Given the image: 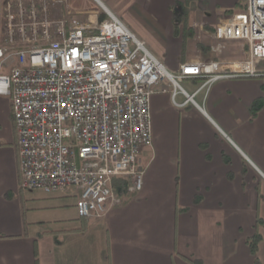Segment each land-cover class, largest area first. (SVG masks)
<instances>
[{
	"label": "crops",
	"instance_id": "0c3cea01",
	"mask_svg": "<svg viewBox=\"0 0 264 264\" xmlns=\"http://www.w3.org/2000/svg\"><path fill=\"white\" fill-rule=\"evenodd\" d=\"M0 0V49L7 3ZM27 1V0H26ZM51 21L97 24L106 8L169 73L194 61H242L247 46L218 42L215 27L246 0H36ZM18 63L10 62L8 75ZM258 69H264L259 62ZM200 79L183 82L192 96ZM264 77L214 83L185 105L167 85L152 98L153 148L139 159L143 190L121 197L103 219H83L80 193L21 185L11 102L0 97V264H264ZM260 220V222H259ZM260 235L258 255L247 244Z\"/></svg>",
	"mask_w": 264,
	"mask_h": 264
},
{
	"label": "built area",
	"instance_id": "2783aa9c",
	"mask_svg": "<svg viewBox=\"0 0 264 264\" xmlns=\"http://www.w3.org/2000/svg\"><path fill=\"white\" fill-rule=\"evenodd\" d=\"M57 4L64 0H54ZM99 25L51 21L36 0L7 3L0 49V97L11 102L18 134L21 185L45 194L80 193L83 219H103L119 203L116 177L143 190L140 155L153 148L152 98L167 85L185 102L216 82L264 77V0H246L242 13L225 15L215 27L218 42L247 46L242 61H194L173 75L134 33L106 8ZM18 65L10 74L3 69ZM200 79L190 96L181 85Z\"/></svg>",
	"mask_w": 264,
	"mask_h": 264
},
{
	"label": "trees",
	"instance_id": "16d2710c",
	"mask_svg": "<svg viewBox=\"0 0 264 264\" xmlns=\"http://www.w3.org/2000/svg\"><path fill=\"white\" fill-rule=\"evenodd\" d=\"M263 108H264V99H261L257 101L251 108L252 119H254L259 114V112L263 110ZM130 187H131V181L129 178L116 177L113 180V189L121 197L132 195L129 194L131 192ZM260 242H261L260 235H256L254 238L249 239L247 241V244L250 247L251 252L255 257L258 255Z\"/></svg>",
	"mask_w": 264,
	"mask_h": 264
},
{
	"label": "rangeland",
	"instance_id": "374dc122",
	"mask_svg": "<svg viewBox=\"0 0 264 264\" xmlns=\"http://www.w3.org/2000/svg\"><path fill=\"white\" fill-rule=\"evenodd\" d=\"M181 85L184 87V85L181 83ZM185 88V87H184ZM26 191V190H25Z\"/></svg>",
	"mask_w": 264,
	"mask_h": 264
}]
</instances>
